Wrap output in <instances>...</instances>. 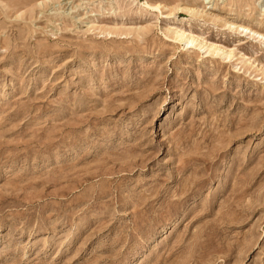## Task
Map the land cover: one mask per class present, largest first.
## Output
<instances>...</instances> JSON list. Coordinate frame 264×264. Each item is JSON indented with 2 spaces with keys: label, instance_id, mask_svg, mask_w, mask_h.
Returning a JSON list of instances; mask_svg holds the SVG:
<instances>
[{
  "label": "rangeland",
  "instance_id": "1",
  "mask_svg": "<svg viewBox=\"0 0 264 264\" xmlns=\"http://www.w3.org/2000/svg\"><path fill=\"white\" fill-rule=\"evenodd\" d=\"M0 264H264V0H0Z\"/></svg>",
  "mask_w": 264,
  "mask_h": 264
},
{
  "label": "bare ground",
  "instance_id": "2",
  "mask_svg": "<svg viewBox=\"0 0 264 264\" xmlns=\"http://www.w3.org/2000/svg\"><path fill=\"white\" fill-rule=\"evenodd\" d=\"M176 33H177V32H176ZM184 33H185L184 31L180 30L178 34H179L180 37H182V36H184ZM188 38H189V37H188ZM190 39H191V40H194V39H196V38L191 37ZM196 40H199V39H196ZM209 46H210V45H209ZM211 47H212V46H211ZM213 48H214V47H213ZM220 50H221V49H220Z\"/></svg>",
  "mask_w": 264,
  "mask_h": 264
}]
</instances>
